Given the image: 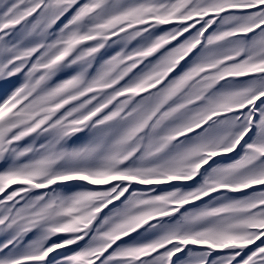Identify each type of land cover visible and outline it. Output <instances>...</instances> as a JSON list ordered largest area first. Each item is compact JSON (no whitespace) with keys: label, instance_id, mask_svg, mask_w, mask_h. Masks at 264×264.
<instances>
[{"label":"snow or ice","instance_id":"6c2138e0","mask_svg":"<svg viewBox=\"0 0 264 264\" xmlns=\"http://www.w3.org/2000/svg\"><path fill=\"white\" fill-rule=\"evenodd\" d=\"M0 264H264V0H0Z\"/></svg>","mask_w":264,"mask_h":264}]
</instances>
